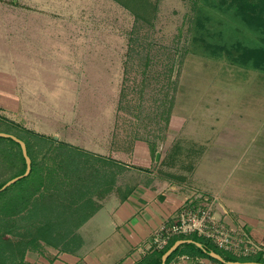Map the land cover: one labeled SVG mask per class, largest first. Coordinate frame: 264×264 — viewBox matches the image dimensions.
<instances>
[{"label": "rangeland", "instance_id": "1", "mask_svg": "<svg viewBox=\"0 0 264 264\" xmlns=\"http://www.w3.org/2000/svg\"><path fill=\"white\" fill-rule=\"evenodd\" d=\"M130 8L150 21L155 16L153 25L135 23ZM14 55L9 68L4 57ZM2 59L8 69L2 74V66L0 76L17 71L25 88L21 100L10 96L12 103L29 104L45 117L43 130L55 127L62 142L97 149L107 137L120 162L143 142L154 159L160 151L153 165L160 174L192 173L198 165V182L210 181V196L249 202L255 192L264 201V190H256L264 182V156H249L263 151L264 0H0ZM143 76L150 85L142 96ZM167 92L174 98L169 113L162 106ZM16 117L0 110V132L13 130L10 122L25 125ZM88 159L90 172L107 174L100 178L106 187L117 172L121 184L144 176ZM19 167L0 163V182Z\"/></svg>", "mask_w": 264, "mask_h": 264}, {"label": "crops", "instance_id": "2", "mask_svg": "<svg viewBox=\"0 0 264 264\" xmlns=\"http://www.w3.org/2000/svg\"><path fill=\"white\" fill-rule=\"evenodd\" d=\"M19 20L20 25L22 23L24 25L20 28L23 32L26 29V20L23 17ZM10 31H14V28H10ZM17 44L13 49L19 51L22 44L21 42ZM4 58L9 68L16 64L14 59L16 55L13 58L8 56ZM20 65L22 63L18 64ZM2 66L3 74L8 66L4 62L0 63V68ZM16 75L17 71L14 77L8 78L9 80L4 79L3 75L0 76V110L7 115H16L17 120L22 118L26 122L22 125L24 128L52 138L54 136V140L62 141L55 127L50 131L43 130L44 127L41 126L44 125L39 121L45 117L27 108L29 104L26 105L23 101V103L19 101L12 103L10 96L13 95L12 99L21 100L23 96L21 94L25 90L20 81L18 83L16 80ZM16 92L21 93L17 96ZM26 95L28 98L33 96L28 93ZM43 101L45 102V99ZM44 109L43 107L41 110L43 114ZM29 113L34 117H30ZM258 140L262 146L259 147L263 151H251L249 156L251 155L253 159L264 156L262 153L264 139L258 138ZM70 141L65 142L92 153V157L97 158L98 161L109 162L112 159L129 169L143 173L144 176L121 184V173L117 172L116 180L113 179V184L106 187L105 183L100 181L104 176L100 174L103 171L97 170L96 178L89 183L90 187L84 191L82 200H76L74 203L73 197L61 201L55 197L52 201L49 198L47 202L39 204L40 198L32 199L33 202L36 201L37 208L31 210V215L28 212L20 214L16 220L7 222L6 233L0 236V264H139L142 258L150 253L148 243L152 234L166 220L174 218L189 196V188H197L209 196L213 194L210 191V181L198 182V165H193L192 173L178 176L157 172L153 168L156 163L154 156L152 157L150 148L143 142L134 143L129 148L127 158L120 162L115 155L117 149L114 150L112 142L109 143L107 137L97 149ZM253 155L257 157L254 158ZM99 158L103 159L99 160ZM262 168L264 173V164ZM259 183L263 184H260L262 188L256 186V190H264L262 178ZM221 195L218 197L216 214L223 218L226 224L232 226L242 224L255 239H263L264 201L260 200V195L256 198L255 192L252 193L247 199L249 202L228 200L223 194ZM28 222L32 223L28 224ZM183 255L185 254L176 255L169 264H209L210 262L206 257L185 259L182 258Z\"/></svg>", "mask_w": 264, "mask_h": 264}, {"label": "trees", "instance_id": "3", "mask_svg": "<svg viewBox=\"0 0 264 264\" xmlns=\"http://www.w3.org/2000/svg\"><path fill=\"white\" fill-rule=\"evenodd\" d=\"M132 12L135 17V23H140L141 25H153L155 16L150 21V19L142 17L137 10L134 9ZM132 40L133 39L130 38V43ZM145 50L148 54V47H145ZM131 51L133 50L130 44L128 48V55ZM139 53L140 51L138 54ZM147 54L144 58L139 57V60H141L140 58L147 60L144 63L146 68L149 63V56ZM165 72H167L168 76L170 77V80L168 81L169 89L171 91H175L177 89V80H171L173 69L169 67L168 71L166 70ZM143 73L145 74V71ZM149 85L150 83H148L147 79H145L143 76L139 85V92L142 96L144 90ZM173 101V94L170 95L169 92H167L166 96L162 98V106L169 105L168 113L171 110ZM142 103L137 105V110L139 109V112H141ZM167 118L169 119V114ZM9 125L13 130L7 131V133L13 134L25 142L27 154L31 159V169L27 176L20 178L8 187L0 190V236L6 233L7 229L5 226L7 222L16 220L20 214L28 212L31 215V210L34 211V209L37 208L35 203L36 201L33 202L32 199L37 200L40 198L39 204H43V202H47L49 198L50 201H52L55 197L59 198L58 200L61 201L66 200L67 197H73V202L75 203L76 200H82L84 197L82 195H85L84 191L90 187L89 183L94 181L96 176V173L90 172L91 166L88 157L92 156V153L78 146L54 140V138L50 136H46L31 129L24 128L17 123L10 122ZM0 157L1 164H8L11 167L20 164L17 172L11 174L7 179L0 182L1 188L8 180L24 173L25 160L21 153L20 145L14 140L4 137H0ZM3 159H5V162H1ZM81 159H83V161H80ZM102 159L103 158H99V160ZM109 162L114 166H117L119 169L124 167L122 163L118 164L112 159L109 160ZM104 176H107V174ZM33 183H37V186L34 188L31 185ZM36 195H38V197H35ZM58 214L62 213L58 212ZM29 223L32 222H28V224ZM41 223L47 224V222ZM178 239H192L196 242H199L202 247H197L192 243H185L176 248V250L167 258L165 264H169L176 255L182 254L192 257H206L211 261L218 262L208 256V251L217 252L227 261H252L264 263V258L260 256L251 258H236L224 252L223 250L218 249L209 240L193 234L189 236H177L172 238L165 248L159 251H153L144 256L139 264H161V255L173 244L174 241Z\"/></svg>", "mask_w": 264, "mask_h": 264}, {"label": "built area", "instance_id": "4", "mask_svg": "<svg viewBox=\"0 0 264 264\" xmlns=\"http://www.w3.org/2000/svg\"><path fill=\"white\" fill-rule=\"evenodd\" d=\"M190 194L171 220L156 230L148 243V251H159L177 236L197 235L209 240L218 249L236 258H264V238L255 239L244 225H228L216 214L217 196H208L196 188H189ZM185 259H198L183 255ZM209 264H220L211 261Z\"/></svg>", "mask_w": 264, "mask_h": 264}, {"label": "water", "instance_id": "5", "mask_svg": "<svg viewBox=\"0 0 264 264\" xmlns=\"http://www.w3.org/2000/svg\"><path fill=\"white\" fill-rule=\"evenodd\" d=\"M0 137L10 138V139L14 140L15 142H17L20 145L21 153H22L24 160H25V171H24V173L20 176H16V177L8 180L0 188V190H3L4 188H6L9 185H11L12 183L16 182L20 178L27 176L29 174L30 169H31V159L27 154L26 144L23 140H21L20 138H18L17 136H15L13 134L5 133V132H0ZM55 139H56V137H55ZM159 157H160V151H157L155 153V159H154L155 162H158ZM185 243H192V244H195L197 247H200V248L202 247V245L199 242H196L192 239H178V240L174 241L173 244L161 255V258H160L161 264H165L167 258L176 250V248H178L179 246H181ZM207 254H208V256H210L211 258L215 259L216 261H218L222 264H264L261 262H252V261H247V262L227 261L220 254H218L215 251H208Z\"/></svg>", "mask_w": 264, "mask_h": 264}]
</instances>
